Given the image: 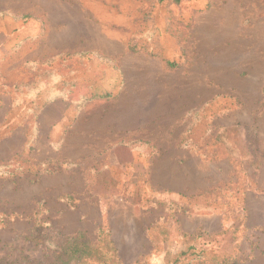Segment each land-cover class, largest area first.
Masks as SVG:
<instances>
[{
	"label": "rangeland",
	"instance_id": "1",
	"mask_svg": "<svg viewBox=\"0 0 264 264\" xmlns=\"http://www.w3.org/2000/svg\"><path fill=\"white\" fill-rule=\"evenodd\" d=\"M0 264H264V0H0Z\"/></svg>",
	"mask_w": 264,
	"mask_h": 264
},
{
	"label": "trees",
	"instance_id": "2",
	"mask_svg": "<svg viewBox=\"0 0 264 264\" xmlns=\"http://www.w3.org/2000/svg\"><path fill=\"white\" fill-rule=\"evenodd\" d=\"M175 2H178L179 0H173ZM110 92L109 91H105V92H102V93H94L95 95L97 96H106L105 94H109ZM81 245L84 247L82 248ZM70 246H71V249L76 252V251H79V250H87V245H85L84 241H81L79 240V236L76 238H71V243H70Z\"/></svg>",
	"mask_w": 264,
	"mask_h": 264
},
{
	"label": "bare ground",
	"instance_id": "3",
	"mask_svg": "<svg viewBox=\"0 0 264 264\" xmlns=\"http://www.w3.org/2000/svg\"><path fill=\"white\" fill-rule=\"evenodd\" d=\"M128 105H130V104H128ZM123 108H125V107H123ZM127 109L125 110V111H123L124 113H130L132 110L131 109H133L132 108V106H129V107H126Z\"/></svg>",
	"mask_w": 264,
	"mask_h": 264
}]
</instances>
